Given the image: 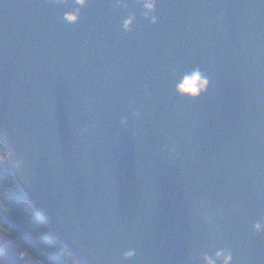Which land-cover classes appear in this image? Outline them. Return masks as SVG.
I'll list each match as a JSON object with an SVG mask.
<instances>
[{"label": "water", "instance_id": "1", "mask_svg": "<svg viewBox=\"0 0 264 264\" xmlns=\"http://www.w3.org/2000/svg\"><path fill=\"white\" fill-rule=\"evenodd\" d=\"M0 145L78 264H264V0H0Z\"/></svg>", "mask_w": 264, "mask_h": 264}, {"label": "trees", "instance_id": "2", "mask_svg": "<svg viewBox=\"0 0 264 264\" xmlns=\"http://www.w3.org/2000/svg\"><path fill=\"white\" fill-rule=\"evenodd\" d=\"M0 152H5L1 145ZM0 264H78L50 233L1 164Z\"/></svg>", "mask_w": 264, "mask_h": 264}, {"label": "rangeland", "instance_id": "3", "mask_svg": "<svg viewBox=\"0 0 264 264\" xmlns=\"http://www.w3.org/2000/svg\"><path fill=\"white\" fill-rule=\"evenodd\" d=\"M5 158H6V151L4 153L0 152V164L2 166L6 167V162H5Z\"/></svg>", "mask_w": 264, "mask_h": 264}, {"label": "built area", "instance_id": "4", "mask_svg": "<svg viewBox=\"0 0 264 264\" xmlns=\"http://www.w3.org/2000/svg\"><path fill=\"white\" fill-rule=\"evenodd\" d=\"M61 254V253H60Z\"/></svg>", "mask_w": 264, "mask_h": 264}]
</instances>
